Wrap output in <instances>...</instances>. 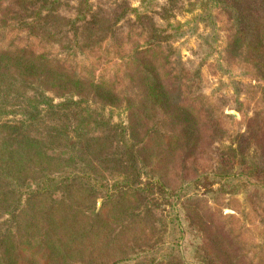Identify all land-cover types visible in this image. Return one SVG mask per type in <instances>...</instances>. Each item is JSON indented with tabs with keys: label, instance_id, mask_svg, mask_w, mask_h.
<instances>
[{
	"label": "rangeland",
	"instance_id": "374dc122",
	"mask_svg": "<svg viewBox=\"0 0 264 264\" xmlns=\"http://www.w3.org/2000/svg\"><path fill=\"white\" fill-rule=\"evenodd\" d=\"M86 3L0 0V264L133 260L206 173L223 188L199 187L159 264H264L263 14L239 29L211 0ZM132 168L166 196L141 201Z\"/></svg>",
	"mask_w": 264,
	"mask_h": 264
},
{
	"label": "trees",
	"instance_id": "16d2710c",
	"mask_svg": "<svg viewBox=\"0 0 264 264\" xmlns=\"http://www.w3.org/2000/svg\"><path fill=\"white\" fill-rule=\"evenodd\" d=\"M83 3L85 2V5L87 0H80ZM215 3L217 6H222L235 20V23L239 26V29H241L244 22L248 19H251L255 16H259L260 13H262L261 20L264 22V0H211ZM83 8V7H82ZM91 8H87V11H90ZM84 11V14L82 16V19H85L87 17L86 9L81 10ZM89 14V13H88ZM92 16H95L92 14ZM45 105L53 106L52 101L50 102L47 100V102H44ZM81 104V103H80ZM79 104V105H80ZM32 106L30 105V108ZM38 105L36 106L37 109ZM35 108V107H33ZM84 111L89 112V107H82L80 110H78L77 115H81ZM85 114V113H83ZM36 115V114H34ZM86 116L88 114H85ZM88 121V123H91V120L83 119V122ZM79 137L82 138V135L78 132ZM258 174L257 179L264 178V164L259 163L257 166ZM134 169V168H132ZM134 176V177H132ZM0 177L2 175L0 174ZM232 180H238L239 178H243V176L235 173L233 175H230L229 177ZM129 179V180H128ZM133 181V183H131ZM141 179L140 175H138L134 170H131L130 173H128L127 179L122 182L124 184L123 186L129 187L128 189L133 191L134 193L138 194L140 196L141 201H145V203H149L154 197L156 193L164 194L166 196L167 188L166 186L161 183L160 181H150L147 182L145 186L141 185ZM262 182V181H261ZM215 184L220 185V189L223 188L224 182L222 180V177H220L217 173L210 174L206 173L199 177L198 181H195L194 183H184L181 185L177 190H174L172 193L170 191V196L172 200V206L169 211V215L167 217H164L163 224H162V233L158 238L155 239L154 242L150 244L149 247H144L143 249H140L139 252H137L134 257V259H142L149 257L151 254H155L153 260L156 264H159L164 259L168 260L171 259L174 255H176L177 252L180 251L181 245L180 241L184 237V230L181 227V223L183 222L184 216L187 215L185 211L187 210V206L190 203H194L196 198H194L193 195H196L199 191V187H203L207 190L206 194L213 195L217 190L215 191L212 186ZM240 186V185H238ZM252 186V185H251ZM255 187H258L261 191L264 193V183L253 185ZM183 212L186 215H183ZM62 259H59L61 261ZM129 256H121L120 258H117L116 261H114L112 264H131L132 261ZM59 262L58 260H56ZM148 262L143 261L142 264H146ZM190 264H193L192 262Z\"/></svg>",
	"mask_w": 264,
	"mask_h": 264
}]
</instances>
